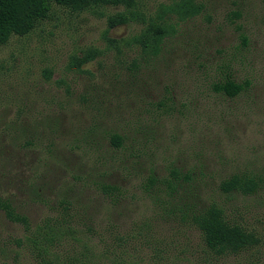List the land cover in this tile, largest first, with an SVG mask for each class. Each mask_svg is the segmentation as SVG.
Segmentation results:
<instances>
[{"label": "trees", "instance_id": "obj_1", "mask_svg": "<svg viewBox=\"0 0 264 264\" xmlns=\"http://www.w3.org/2000/svg\"><path fill=\"white\" fill-rule=\"evenodd\" d=\"M54 5L73 11L124 6L125 11L108 18V29L131 22L140 23L142 28L130 38L105 35V50L115 52L110 65H105V52L98 48L71 57L66 67L68 74L94 76L90 88L78 96L79 103L89 107L91 119L87 123L75 122L64 113L67 106H63L56 111H42L39 120L32 123H22L20 119L17 122V117L6 124L0 135V188L13 183L16 169L38 173L28 161L30 151L41 150V169L48 166L49 158L66 164L61 155L65 148L86 151L96 157L90 166H80V172L72 174L80 188L77 191L93 188L117 205L128 196L129 189L101 177L117 171L132 180L135 173L154 215L195 228L213 254H238L264 246V237L249 228L244 219L231 217L232 207L236 206L237 212L245 208L244 203L237 202L240 198L264 200V157L242 161L239 155L227 154V148L217 153L212 150L214 143L228 139L229 125L235 126L246 116L233 111V107L218 113L203 108L211 101L234 104L253 82L247 77L238 78L234 57L227 58L223 50L207 42L192 41L196 37L191 34L193 28H214L213 15L206 5L196 0H174L161 4L154 15L147 16L137 8V0H0V45L7 44L13 36L30 34L49 18ZM241 18L239 11H232L229 23L234 28H244L238 23ZM247 44V37L242 35L241 45ZM95 60L110 67L109 74L97 81L86 68ZM51 77L52 72L45 71L46 80ZM56 82L71 95L67 76ZM192 112L196 117L192 128L196 129V147L200 150L196 151L195 161L170 159L160 169V161L169 160L163 143V119L178 114L189 121ZM22 114L20 111L19 118ZM106 119L112 121L110 127ZM36 176L41 187L48 185L43 179L45 174ZM74 191L71 188L70 194L57 202L64 213L46 218L33 230L12 199L0 194V210L26 231L18 244L30 243L43 258L41 264H57L51 258L53 247L77 229L75 214L84 204L72 195Z\"/></svg>", "mask_w": 264, "mask_h": 264}, {"label": "rangeland", "instance_id": "obj_2", "mask_svg": "<svg viewBox=\"0 0 264 264\" xmlns=\"http://www.w3.org/2000/svg\"><path fill=\"white\" fill-rule=\"evenodd\" d=\"M174 0H137V8L145 15H154L161 4ZM206 5L213 15L214 28H193L192 40L223 50L227 58L236 59L239 79L249 78L252 86L234 104L208 102L203 108L220 112L233 107L246 116L235 126L230 124L227 138L216 144L214 153L227 148L230 156L242 158L264 157V0H196ZM125 11L124 6L95 7L85 11H73L54 5L48 19L41 21L26 36H13L7 44L0 45V135L9 121L32 123L39 120L42 111H56L67 106L64 113L76 122L87 123L89 107L80 104L78 96L88 90L94 76L86 73L66 72L72 56H81L88 49L104 50L103 61L114 62L115 52L106 51L105 35L111 38H130L140 32L142 25L131 22L108 29V18ZM232 11H239L238 21L244 28H234L229 22ZM248 39L241 45V36ZM220 57V56H219ZM102 64V66H101ZM97 60L89 63L95 81L108 73L109 68ZM51 71L49 81L45 71ZM67 76L71 95L65 88L57 86V80ZM23 114L19 118V112ZM91 111V110H90ZM163 119V143L167 147L161 160V168L173 160L195 161L197 149L194 113L189 121L177 116ZM249 118V119H248ZM107 126L112 124L106 119ZM227 129V128H226ZM40 150V149H39ZM39 150L28 153V161L36 166L37 174L48 184L41 187L37 174L31 170L16 169L12 184L0 188V194L9 196L17 212L25 215L32 230L48 217L64 213L58 200L71 188L79 203L75 214L74 233L61 239L52 249L51 258L57 264H264V246L228 255H215L204 245L201 234L192 227L173 221H165L154 215V208L139 189L140 178L128 180L121 172H107L101 177L108 182L120 184L129 189L128 196L117 205L107 201L93 188H81L78 192L72 174L80 172V166H90L95 153L62 150L65 162L49 158L48 166L38 164ZM41 151V150H40ZM47 153V152H44ZM46 158L47 154L45 155ZM58 161V162H57ZM233 168L230 167V170ZM42 171V172H41ZM20 173V175H19ZM17 175V176H16ZM100 176V175H98ZM16 177V178H15ZM15 178V181L13 179ZM34 184L32 188L31 185ZM76 186V187H75ZM77 188V189H76ZM38 191V193H36ZM253 198L238 200L245 204L243 211L232 207L231 217L241 221L264 237V200ZM236 202V201H235ZM234 202V203H235ZM229 211H231L229 209ZM27 235L24 226L8 220L0 210V264H41L43 258L30 243L21 242Z\"/></svg>", "mask_w": 264, "mask_h": 264}]
</instances>
